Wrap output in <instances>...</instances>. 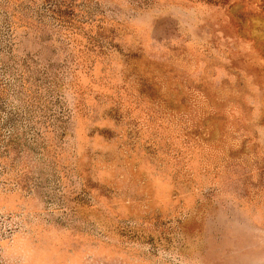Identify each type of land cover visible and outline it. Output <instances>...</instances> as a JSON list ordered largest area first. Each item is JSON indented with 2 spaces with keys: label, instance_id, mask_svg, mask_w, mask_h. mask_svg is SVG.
I'll return each mask as SVG.
<instances>
[{
  "label": "rangeland",
  "instance_id": "374dc122",
  "mask_svg": "<svg viewBox=\"0 0 264 264\" xmlns=\"http://www.w3.org/2000/svg\"><path fill=\"white\" fill-rule=\"evenodd\" d=\"M0 264H264V0H0Z\"/></svg>",
  "mask_w": 264,
  "mask_h": 264
}]
</instances>
